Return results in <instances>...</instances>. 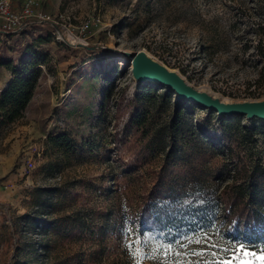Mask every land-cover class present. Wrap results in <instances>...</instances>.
<instances>
[{"label":"rangeland","instance_id":"rangeland-1","mask_svg":"<svg viewBox=\"0 0 264 264\" xmlns=\"http://www.w3.org/2000/svg\"><path fill=\"white\" fill-rule=\"evenodd\" d=\"M25 2L52 22L29 20L28 28L0 34V63L13 58L20 67L39 37L49 40L39 47L49 59L25 118L0 138V264H224L234 257L261 264L264 239L251 248L190 232V244L178 246L186 241L181 238L162 248L130 225L152 172L180 166L165 161L169 151H178L169 128L179 109L166 86L139 84L132 66L121 63L130 60L124 52L145 51L225 103L262 101L264 0H13V9L20 12ZM11 78L0 64V91ZM144 87L153 89V102L140 98ZM139 113L157 131L144 146L128 129ZM185 113L192 115L185 118L190 130L207 121L217 136L213 148L211 140L192 133L189 141L200 149L185 151H220L223 144V151H250L264 165V137L246 142L234 134L236 121L250 127L261 119L238 116L221 124L217 112L190 101ZM222 126L235 129L231 141L221 140ZM63 134L68 150L50 141ZM139 150L150 151L146 165L115 182L124 173L120 164L134 159L129 151ZM36 189L46 207L42 214L36 213ZM223 212L221 205L218 214Z\"/></svg>","mask_w":264,"mask_h":264},{"label":"trees","instance_id":"trees-1","mask_svg":"<svg viewBox=\"0 0 264 264\" xmlns=\"http://www.w3.org/2000/svg\"><path fill=\"white\" fill-rule=\"evenodd\" d=\"M28 26L27 24L21 29ZM21 29L15 32L0 29V34L11 35ZM48 41L39 37L38 45L29 46L24 51L20 67L13 64V58L0 63L12 75L10 82L0 91V138L25 118L43 76L42 67H48L49 54L39 48ZM88 49L92 50L90 47ZM152 90L146 87L140 88V98L148 103L153 102ZM166 91L170 95H177L169 88ZM186 104L188 101L177 99L179 112L173 119L169 131L176 135L171 138L172 141H177L172 143V148L178 151H169L165 159L167 163L181 161L180 166L171 168L164 165L152 172L148 182L144 183L145 187H142L136 197L137 208L130 216V225L139 236L150 235L155 245H161L162 248L169 247L174 242L177 244L176 239L181 238L186 241H182L178 246L184 243L190 244L191 239L188 235L190 232H198L196 237L201 238L211 235L217 239L219 235L229 244L246 242L251 244V248L259 246L264 239V203L261 202V198H264L263 163L250 154V151H223L225 148L223 144L218 145L220 151H185L187 147L200 149L199 143L195 142L194 145L189 141V135L192 133L198 140L200 135L211 140L208 141V146L212 144L215 148L217 145L215 131L209 127L207 121L191 124V130L188 128L185 118L191 121L192 115L185 113ZM234 118L238 116H220L218 119L221 124L224 122L230 124ZM252 121L250 127L242 126L236 121L235 137L246 142L256 135L264 137V121H258L259 125ZM128 127L134 132L133 138L137 137L140 142H145L142 146L147 145L154 136H157V131L152 129L149 116L145 113L136 114L129 121ZM222 127L221 140L231 141L233 137L231 130L235 129L229 126ZM50 141L61 149H70V139L65 134L58 135ZM148 152L150 151H129L134 159L131 165L120 164L124 173L117 175L114 181L117 182L118 178L127 177L126 175L132 173L137 174L150 159ZM228 160L235 162L233 165L232 162L229 164L232 166L231 169L227 168ZM227 179L233 180V183L224 185L223 181ZM40 191L36 189L34 197L38 214H42V210L46 208L42 205ZM221 205L224 209L222 216L218 214ZM77 226L72 224L71 230L76 231ZM115 228V232H118L119 227Z\"/></svg>","mask_w":264,"mask_h":264},{"label":"water","instance_id":"water-1","mask_svg":"<svg viewBox=\"0 0 264 264\" xmlns=\"http://www.w3.org/2000/svg\"><path fill=\"white\" fill-rule=\"evenodd\" d=\"M132 61V75L139 83H157L171 89L179 100H186L201 105L220 116H246L248 119L264 121V100L244 103H225L207 92L191 86L180 74L171 71L166 65L155 61L145 51L135 54L123 53Z\"/></svg>","mask_w":264,"mask_h":264},{"label":"built area","instance_id":"built-area-1","mask_svg":"<svg viewBox=\"0 0 264 264\" xmlns=\"http://www.w3.org/2000/svg\"><path fill=\"white\" fill-rule=\"evenodd\" d=\"M29 20L52 22L50 15L37 11L31 2H25L22 10L17 12L13 9V0H0V29L15 32L25 27Z\"/></svg>","mask_w":264,"mask_h":264},{"label":"snow or ice","instance_id":"snow-or-ice-1","mask_svg":"<svg viewBox=\"0 0 264 264\" xmlns=\"http://www.w3.org/2000/svg\"><path fill=\"white\" fill-rule=\"evenodd\" d=\"M237 251L242 257L246 255V253L244 251H241V249H238ZM260 261H261V264H264V256L260 257ZM224 264H251V261L236 260L235 257H234L232 259H229V260L225 261Z\"/></svg>","mask_w":264,"mask_h":264},{"label":"bare ground","instance_id":"bare-ground-1","mask_svg":"<svg viewBox=\"0 0 264 264\" xmlns=\"http://www.w3.org/2000/svg\"><path fill=\"white\" fill-rule=\"evenodd\" d=\"M126 63H129V65L132 66V62H131V60H126V59H124V60L122 61L121 66H122V67L125 66ZM131 69H132V68H131ZM199 90H202V91H203L202 88L199 89ZM222 101H224V100L222 99Z\"/></svg>","mask_w":264,"mask_h":264}]
</instances>
